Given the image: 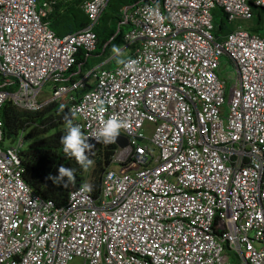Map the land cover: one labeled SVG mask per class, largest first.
I'll return each mask as SVG.
<instances>
[{"label":"built area","instance_id":"obj_1","mask_svg":"<svg viewBox=\"0 0 264 264\" xmlns=\"http://www.w3.org/2000/svg\"><path fill=\"white\" fill-rule=\"evenodd\" d=\"M107 3L85 1L90 24L61 36L54 0H0V264H264V36L235 25L219 39L212 13L234 24L264 0H138L122 8L129 54L85 74ZM8 101L66 102L96 149L102 122L122 120L129 144L98 194L82 184L57 205L26 183L24 134L2 145Z\"/></svg>","mask_w":264,"mask_h":264},{"label":"trees","instance_id":"obj_2","mask_svg":"<svg viewBox=\"0 0 264 264\" xmlns=\"http://www.w3.org/2000/svg\"><path fill=\"white\" fill-rule=\"evenodd\" d=\"M87 0H56L54 10L48 15L51 19V28L58 35H64L61 29L67 33L74 32L90 24L88 14L82 8V4ZM138 0H108L98 22L93 26L98 37V44L95 50L96 56L104 61L111 55L118 52L124 45V34L129 26L124 22L122 8L133 5ZM160 0H157L159 2ZM63 9V10H61ZM223 12L221 24L215 28L214 35L221 39L233 30L235 24L228 22L227 16ZM255 25L249 30L258 34V29L264 27V8L254 10ZM264 36V34H259ZM120 51L115 57L123 53ZM89 59H85V54L81 50L78 54V62H82V70ZM107 63L106 66H109ZM78 71V65L74 68ZM3 120V142L12 143L16 137L23 133L25 146L21 153L22 164L24 166V180L32 189L44 198L53 200L57 205L64 204L72 188L84 184L87 169L81 168L74 157L67 155L63 151L61 136L64 134L65 121L72 120L67 105L56 102L39 108L37 110H23L8 101L2 107ZM89 149L86 152L88 158L94 162L92 178L90 180L91 192L96 195L99 192L103 172L110 165L112 156L117 149L116 143H102L99 148H94L88 140ZM71 168L73 177L68 181L67 177L59 182H54L50 177L57 175L59 166Z\"/></svg>","mask_w":264,"mask_h":264},{"label":"clouds","instance_id":"obj_3","mask_svg":"<svg viewBox=\"0 0 264 264\" xmlns=\"http://www.w3.org/2000/svg\"><path fill=\"white\" fill-rule=\"evenodd\" d=\"M102 103V101H101ZM122 120L116 115H109L104 120L97 130L93 138L99 143H111L115 140V137L119 133L121 127H123ZM88 137L82 135L78 125L74 124L71 119L65 121L64 134L61 136V143L63 145V151L65 154L75 158L77 163L83 169H87L92 161L86 155L89 149ZM64 177L68 178V181L72 180L73 170L71 168L59 166L57 169V175L50 177L54 182L63 180ZM85 191H90V185H83Z\"/></svg>","mask_w":264,"mask_h":264},{"label":"rangeland","instance_id":"obj_4","mask_svg":"<svg viewBox=\"0 0 264 264\" xmlns=\"http://www.w3.org/2000/svg\"><path fill=\"white\" fill-rule=\"evenodd\" d=\"M212 13H213V25L215 26V28H217L222 22L223 12L220 10V7H216L214 9H212ZM255 23H256L255 19H250V20L239 19V20H236L234 24L250 29L253 25H255ZM257 31H258V34H264V27L261 26ZM123 50H125V51L123 53H121L120 56H117L114 60H112L110 62V64H109L110 67H115L116 65H118V63L123 58H125L130 52L129 49H127V48H123L120 51H123ZM119 52H117L115 54L117 55ZM99 60H100V58H90L86 64V66H85V69H84L85 72L84 73L87 74L92 67L97 66L99 64H102L104 62L103 60L99 62ZM217 73L221 78L226 80L228 89L236 83V79L238 76L237 66L227 55H223L221 57V64L217 68ZM48 89H49V86L46 84L45 90L47 91ZM65 103L66 102H60L58 104L62 105ZM10 144L11 143L9 141L5 142L6 146H8ZM93 168H94V162L92 161V163L90 164L89 169L87 171V175H86V179L84 180V184H88V185L90 184V180L92 178Z\"/></svg>","mask_w":264,"mask_h":264},{"label":"water","instance_id":"obj_5","mask_svg":"<svg viewBox=\"0 0 264 264\" xmlns=\"http://www.w3.org/2000/svg\"><path fill=\"white\" fill-rule=\"evenodd\" d=\"M114 142L116 143L117 146H119L121 148H124V147L128 146V144H129L128 138L126 136L122 135V134H119V133L115 137Z\"/></svg>","mask_w":264,"mask_h":264},{"label":"crops","instance_id":"obj_6","mask_svg":"<svg viewBox=\"0 0 264 264\" xmlns=\"http://www.w3.org/2000/svg\"><path fill=\"white\" fill-rule=\"evenodd\" d=\"M55 2H56V0H54ZM61 10H63V9H61ZM50 25H51V19H50ZM62 31L61 32H64V35L65 34H67V32H66V30H64V29H61ZM62 36V35H61ZM121 55V54H120ZM120 55H118V56H120ZM115 56H116V54H115ZM116 58V57H115Z\"/></svg>","mask_w":264,"mask_h":264}]
</instances>
